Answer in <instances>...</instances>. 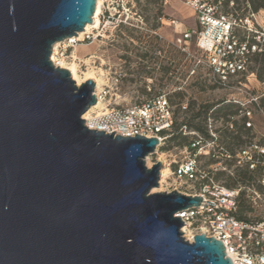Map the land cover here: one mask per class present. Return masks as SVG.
<instances>
[{"label": "water", "instance_id": "1", "mask_svg": "<svg viewBox=\"0 0 264 264\" xmlns=\"http://www.w3.org/2000/svg\"><path fill=\"white\" fill-rule=\"evenodd\" d=\"M96 0H0V264H232L220 240L182 235L201 198L159 185L156 137L89 129L97 100L50 60Z\"/></svg>", "mask_w": 264, "mask_h": 264}, {"label": "rangeland", "instance_id": "2", "mask_svg": "<svg viewBox=\"0 0 264 264\" xmlns=\"http://www.w3.org/2000/svg\"><path fill=\"white\" fill-rule=\"evenodd\" d=\"M190 1L102 0L97 26L91 27L82 39L70 41L68 38L54 43L55 58L66 63L74 62L80 76L93 70L94 74L97 72L96 76L102 77L104 83L97 90L106 87L109 92L104 104L101 103V107L94 109L89 116L100 112L106 103L128 106L163 92L173 109L172 133L181 129L179 133L183 134L186 125L188 131L201 135L204 143L213 140L214 148L210 151L214 155L202 156L201 166L207 171L210 165L219 162L225 170L209 177L225 187L243 185L262 192L258 188V172L245 173V166L235 164L234 154L240 147L251 144L264 146V107L262 102L260 104L264 85L247 70L244 75L232 79V85L216 86L212 74L200 62L203 55L196 46L197 35L186 44L177 43L184 30H204L199 24L200 13ZM224 10L230 19L235 15L244 16L242 22L236 23V37L254 38L256 43H262L264 9L252 13L247 3L237 6L229 3L226 8L218 6L217 14L224 15ZM49 58L51 60V55ZM246 111L250 112L249 117ZM243 118L250 126L243 123ZM190 139L191 136L187 135L181 145L176 144V140H164V150L158 145L154 153L144 158L146 167L160 161L162 167L167 164L172 172L185 158L184 146ZM224 152L231 153L232 159L226 158ZM171 172L165 183L151 191L170 192L176 187L184 193L193 192L192 183L179 182ZM240 207V214L244 217L264 218L262 202L251 208L242 199ZM186 232L182 234L185 239L194 234L192 229Z\"/></svg>", "mask_w": 264, "mask_h": 264}, {"label": "built area", "instance_id": "3", "mask_svg": "<svg viewBox=\"0 0 264 264\" xmlns=\"http://www.w3.org/2000/svg\"><path fill=\"white\" fill-rule=\"evenodd\" d=\"M222 1L191 0L190 5L200 13L199 24L204 30H184L177 38V43L186 44L193 35H197L196 46L203 55L200 62L206 65L216 86L228 87L233 84L232 79L247 72L249 56L259 51L258 44L261 42L249 44L238 41L234 34V20L217 14V7ZM146 89L149 91V86ZM108 92L104 87L94 89L93 94L97 101L103 102ZM246 115L249 117L250 112L246 111ZM84 123L89 129L103 131L105 134L113 132L114 136L134 137L138 134L156 137L160 145L166 138L162 134L172 130L173 109L165 94L159 92L128 106L106 103L103 110L92 113L89 120L84 119ZM245 124L250 126L249 122ZM183 134L190 135L191 139L184 146L185 158L175 166L171 175L179 182L192 183L194 190L184 193L176 187L173 189L184 195H197L201 201L197 207L186 208L174 215L183 223L180 231L182 228L192 229L194 234H204L220 240L232 264H264V218L256 220L246 216L244 219L238 217L242 199L251 208L259 202L264 204V146L251 144L249 147H240L234 154L236 165H243L249 170L260 168L258 185L262 192L243 185L228 188L209 177L220 172L219 170H225L219 162L210 165L207 171L201 166L202 156L214 155L210 151V148H214L210 135H206V138L211 142L204 143L205 139L195 131H188L184 127ZM224 156L232 159L231 153L224 152Z\"/></svg>", "mask_w": 264, "mask_h": 264}, {"label": "trees", "instance_id": "4", "mask_svg": "<svg viewBox=\"0 0 264 264\" xmlns=\"http://www.w3.org/2000/svg\"><path fill=\"white\" fill-rule=\"evenodd\" d=\"M229 3H232L234 5L236 4V6H237V4H240V3L241 4L242 3H247L249 5L250 10H251L252 13L257 12L260 9H264V0H223L220 5H223V7L226 8ZM224 12H225L224 13V16H227L228 15L227 14V10H224ZM243 18H244L243 15H235V17L233 19H234V22L235 23H237V22L239 23V22H242ZM234 32H235V28H234ZM236 38L240 42H244L245 41V42H247L249 44H251V43L257 44L254 41V38H251V39L249 38V40H247L246 37H239L238 36ZM258 45H259V51L253 52L249 56V64L247 66V70H249L251 73H254L255 78L259 82L264 83V38L262 39V43H260ZM261 102H262V105L261 106L264 107V96L261 97L260 104H261ZM237 107H239V106L237 105ZM243 120H244L243 123H245V118H243ZM184 126L186 128V125H184ZM173 127H172V129H173ZM180 130L181 129H179V132H180ZM199 130L200 129H198L197 131H199ZM179 132L175 131V133H172V130H171L170 132H168L166 134H162L163 136H166V138L163 139V142L160 144V146H161L160 149L164 150V147H163L164 140H169V141H172V142H174L176 140V144L181 145L182 142L185 141L186 135L181 134ZM169 133H172V134H170V136H168ZM201 133H202V131H201ZM204 134H205V132H204ZM234 138H236V137H234ZM244 171H245V173H249V174H252L254 172H258L257 174H259L260 173V168L259 167H256L254 170H249L247 167H245ZM259 187L260 186L258 185V188ZM240 208H239L238 217L241 218V219H244L245 217L240 214V212H241L240 211L241 210ZM248 210H249V208H248Z\"/></svg>", "mask_w": 264, "mask_h": 264}, {"label": "bare ground", "instance_id": "5", "mask_svg": "<svg viewBox=\"0 0 264 264\" xmlns=\"http://www.w3.org/2000/svg\"><path fill=\"white\" fill-rule=\"evenodd\" d=\"M101 2L102 0H96V5H95V10H94V14H93V17H92V23L91 24H87L85 25L84 27V30L82 32H79L75 37H72L70 39V41H74V40H79V39H82L83 35L88 32V30L91 28V27H95L97 26L98 24V14H99V11H100V6H101ZM56 44L53 45L52 47V54H51V60L53 61V64L57 67H61V68H64V69H67L70 73V77L75 81V83L77 85H79L80 83L84 82L85 80L87 79H91L94 84H95V89L97 90L98 88H100L101 85H103V81H102V77H98V75L96 76L92 71H88L86 73H84L83 76H80L78 74V68H77V65L74 63V62H71V63H66L63 59H56L55 58V54H56ZM101 75H103V72L100 73ZM100 76V75H99ZM101 103H103L101 100H98L95 104V106H91L88 111H86L84 114H83V117L87 120L90 119V112H93L94 109L98 108V107H101ZM104 104V103H103ZM105 108L102 107L100 108L99 110H103ZM95 113H99L98 112H95ZM161 161L164 162L163 159H160ZM170 169L167 167V164H165L162 169L160 170V173H161V177H160V181H159V185L161 186L162 183H165L166 180L168 179V175L170 174ZM155 190H152L151 192H153ZM183 230H181V232H185L187 233L186 231H188V229H185V228H182ZM188 237V236H187ZM193 237V236H192ZM188 241H191V236H189L188 238Z\"/></svg>", "mask_w": 264, "mask_h": 264}]
</instances>
